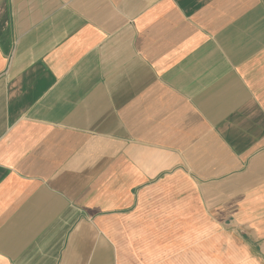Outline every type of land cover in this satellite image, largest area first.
<instances>
[{"label":"crops","instance_id":"obj_1","mask_svg":"<svg viewBox=\"0 0 264 264\" xmlns=\"http://www.w3.org/2000/svg\"><path fill=\"white\" fill-rule=\"evenodd\" d=\"M0 264H264V0H0Z\"/></svg>","mask_w":264,"mask_h":264}]
</instances>
